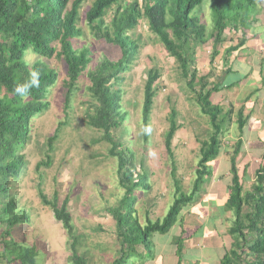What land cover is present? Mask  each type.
Here are the masks:
<instances>
[{
    "label": "trees",
    "instance_id": "16d2710c",
    "mask_svg": "<svg viewBox=\"0 0 264 264\" xmlns=\"http://www.w3.org/2000/svg\"><path fill=\"white\" fill-rule=\"evenodd\" d=\"M85 1L0 0V264H37L42 253L38 242L27 243L32 213L20 207L13 186L29 171V160L24 150L33 141L31 125L34 118L48 109V95L59 78V72L49 60L58 58L66 65V108L71 104V96L80 77L86 73L90 81L87 89L94 111L87 114V125L102 131L101 139L111 144L109 154L118 161V186L124 191L118 205L107 209L115 221L120 245L119 255L109 264H125L134 257L144 260L147 257L145 251L148 256L154 254L153 234H165L172 229L183 208L195 200L205 178L212 174L209 163L222 153L219 136L226 121H230L234 114L233 108L225 111L222 104H215L212 96L241 83L246 74L239 76L240 71L229 66V57L247 46L249 39L257 38L260 34L258 28L264 26L260 17L264 11V0H211L213 24L209 30L199 15H193L204 0H95L85 18L87 26L93 37L102 44L117 48L119 55L116 58L104 55L93 65L91 47L81 46L78 41L85 34L80 26V10ZM142 20L147 21L149 31L177 63L179 76L185 80L187 99L198 104L201 113L210 121L206 138L200 140L201 159L193 188L188 193L182 189L177 177L173 151V139L182 124L178 122L177 109L174 106L170 109L164 144L172 163L175 200L162 218L152 220L147 212L144 224L137 215L135 204L139 200L137 191L141 187L148 191L150 184L141 178L144 167L142 163L138 166L132 147L125 146L114 134V130L122 127L128 119V112L122 106L121 84L125 81L124 73L131 69L140 54L142 45L133 33ZM240 31L243 36L237 44L223 51L222 58L228 67L217 75V80L210 82L212 71L199 76L197 48L213 40L211 61L214 62L221 53L219 47L231 38L233 32ZM29 52L36 55L32 62L27 60ZM259 65L258 73H262L264 63ZM32 70L39 71L40 85L22 98L15 88L30 80ZM227 74L232 78L237 74L238 79L229 80L230 76L225 78ZM161 77L160 69L153 67L145 79L141 116L143 129L151 128V114ZM244 110L242 107L237 113L241 128L251 118L244 115ZM65 123L60 122L55 135L48 138L49 151ZM149 134L143 132L145 141L149 140ZM241 143L242 138H239L237 147L229 154L231 184L225 207L234 216L228 230L233 242L221 264H264V162L255 171L253 182L247 188L245 184L251 178L248 167L241 175L237 162ZM50 163L48 153L47 160L40 161L36 170ZM39 195L66 232L67 263L90 264L79 250L80 235L68 208L69 197L60 205L57 193L51 200L42 190ZM135 261L132 260L131 264H136Z\"/></svg>",
    "mask_w": 264,
    "mask_h": 264
},
{
    "label": "rangeland",
    "instance_id": "374dc122",
    "mask_svg": "<svg viewBox=\"0 0 264 264\" xmlns=\"http://www.w3.org/2000/svg\"><path fill=\"white\" fill-rule=\"evenodd\" d=\"M94 1L86 0L81 7L80 26L85 34L78 40L81 46L85 44L91 47L94 53L93 65L104 55L110 58L119 55L117 48L102 44L93 37L87 26L85 18ZM262 7L264 8V4ZM193 15H199L207 23L209 30L213 24L211 0H204ZM260 17L264 25V11ZM258 33L260 34L257 38L249 39L247 46L229 57V66L235 71H240L239 76L246 74L241 83L212 96L215 104H222L225 111L233 108L234 114L230 121H226L219 136L222 153L209 165L213 167L220 159L223 168L220 167L219 170H223L225 165H231L229 154L237 147V140L242 138L238 159L245 155L242 160L244 163L240 165L241 175L245 162H250L251 178L245 184L247 188L254 179L253 169L256 170L264 162V69L262 73H258L259 63H264V26L258 28ZM251 34L252 32L248 33L249 36ZM133 35L142 47L138 59L131 69L124 73L125 81L121 84L122 106L128 112V119L122 127L114 130V134L125 146L132 147L138 166L142 163L144 167L141 178L150 184L148 191L143 187L137 191L139 200L135 204L137 215L144 224L147 212L152 220L162 218L175 200L172 163L164 144V136L169 128L170 109L173 106L177 109V119L182 124L173 139V151L177 177L182 183V189L188 193L193 188L197 176L196 168L201 159L200 140L206 138L210 121L207 115L201 113L198 104L187 99L185 80L179 76L177 63L149 31L146 20L140 22ZM242 36L241 31L233 32L231 38L219 47L221 53L215 57L214 62L211 61L213 40L197 48L196 66L199 76L212 71L209 75L210 82L217 80V75L222 74L228 67L222 58L224 49L237 44ZM35 58L36 55L32 52L27 55V60L31 62ZM48 62L59 72V78L48 95V109L34 118L31 125L33 141L24 150L29 160V171L13 186L20 207H25L32 213L27 243L38 242L40 245L42 253L37 264H68L66 232L54 218L51 208L42 203L39 195L42 190L51 200L57 193L60 205L69 197L68 208L76 232L80 235L81 254L86 256L90 264H109L119 255L120 249L115 233V221L107 210L108 207L118 205L124 192L118 186V161L109 154L111 144L101 139L103 132L87 125V114H92L94 108L91 106V94L87 89L90 81L86 73L78 80L71 96V104L66 108V65L58 58ZM153 67L160 69L162 77L151 114L149 140L145 141L141 119L144 85L148 71ZM229 76L230 74H227L225 78ZM235 77L230 76L229 80H237L238 75L235 74ZM242 107L245 109L244 115L251 116L244 128L240 127L237 115ZM60 122H66V125L60 127L58 137L53 142V149L49 151L48 138L55 135ZM257 130L261 135L259 138H256ZM48 153L51 156L50 165H41L37 171L36 166L40 161L47 160ZM210 176L205 178L198 198L208 186L210 187ZM165 235L167 234L155 233L151 240L154 242L161 238L165 242ZM144 253L147 254L145 263H140L143 261L142 257L139 258L142 260L134 257L131 261L136 260V264H149L148 260L154 257V263L150 264H160V257L155 259L156 255L149 257L147 251ZM131 261L125 264H131Z\"/></svg>",
    "mask_w": 264,
    "mask_h": 264
},
{
    "label": "crops",
    "instance_id": "0c3cea01",
    "mask_svg": "<svg viewBox=\"0 0 264 264\" xmlns=\"http://www.w3.org/2000/svg\"><path fill=\"white\" fill-rule=\"evenodd\" d=\"M257 132L256 138L261 137ZM244 156L238 159L239 172ZM245 163L243 171L247 166L250 175V162ZM220 167L223 168L221 159L211 167L215 170L209 178L210 187L184 207L173 228L166 233L165 242L161 238L153 242L154 256L155 259L160 257V264H221L226 251L231 248L233 238L228 230L234 216L225 207L231 184V165H225L223 170H219ZM256 170L253 169L254 173ZM153 259L148 260L149 264Z\"/></svg>",
    "mask_w": 264,
    "mask_h": 264
},
{
    "label": "clouds",
    "instance_id": "9594fccd",
    "mask_svg": "<svg viewBox=\"0 0 264 264\" xmlns=\"http://www.w3.org/2000/svg\"><path fill=\"white\" fill-rule=\"evenodd\" d=\"M30 80L26 81L24 84H18L15 88V92L22 98L29 95L32 88H38L40 85V73L38 70H32L30 72ZM145 132H151V128H145Z\"/></svg>",
    "mask_w": 264,
    "mask_h": 264
}]
</instances>
